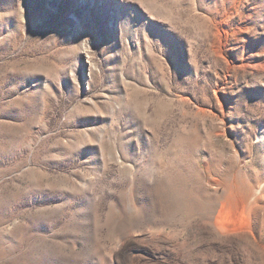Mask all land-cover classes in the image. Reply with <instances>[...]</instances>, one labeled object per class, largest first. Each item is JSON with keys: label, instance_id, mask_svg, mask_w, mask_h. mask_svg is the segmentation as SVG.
<instances>
[{"label": "rangeland", "instance_id": "obj_1", "mask_svg": "<svg viewBox=\"0 0 264 264\" xmlns=\"http://www.w3.org/2000/svg\"><path fill=\"white\" fill-rule=\"evenodd\" d=\"M0 264H264V0H0Z\"/></svg>", "mask_w": 264, "mask_h": 264}]
</instances>
